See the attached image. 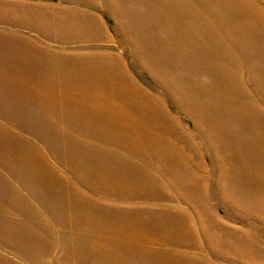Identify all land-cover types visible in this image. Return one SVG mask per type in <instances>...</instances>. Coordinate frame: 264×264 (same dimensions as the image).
Wrapping results in <instances>:
<instances>
[{
	"label": "rangeland",
	"instance_id": "1",
	"mask_svg": "<svg viewBox=\"0 0 264 264\" xmlns=\"http://www.w3.org/2000/svg\"><path fill=\"white\" fill-rule=\"evenodd\" d=\"M0 264H264V0H0Z\"/></svg>",
	"mask_w": 264,
	"mask_h": 264
}]
</instances>
